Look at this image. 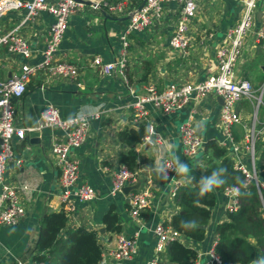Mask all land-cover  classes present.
Listing matches in <instances>:
<instances>
[{
	"label": "crops",
	"instance_id": "obj_1",
	"mask_svg": "<svg viewBox=\"0 0 264 264\" xmlns=\"http://www.w3.org/2000/svg\"><path fill=\"white\" fill-rule=\"evenodd\" d=\"M142 1L129 0L127 9L121 13L110 11L104 5L82 4L70 16L67 30L55 53L59 59L78 63L80 74L70 79L40 69L32 74L26 92L16 101L15 120L20 125H36L41 111L48 105L57 106L64 117L82 110L93 113L100 111L99 116L90 117L84 143L72 151L79 158L78 183H91L97 196L87 202H78L62 230L79 225L98 229L104 246L98 264H147L155 252V225L171 223L180 209L170 193L171 180L160 170L164 157L171 156L177 160L178 175L183 183L194 184L196 177L208 181L214 177L205 174L207 156L211 151L207 143L214 140L221 145L224 137L219 117L223 98L214 90L193 95L187 105L173 112H164L149 105V120L154 127L150 134L154 138L160 136V139L153 144L145 141L137 146L141 166L135 179L121 191L112 193V171L122 165L119 156L126 148L118 132L131 119L132 92L143 93L150 83H155L160 89L171 83H196L215 73L218 70L216 50L224 42L227 30L240 21L244 11L242 0H196L198 9L190 24V45L185 50H177L171 47L169 40L176 27L180 7L175 1L164 3L160 17L154 18L144 29L128 33L127 82L118 70L104 73L90 61L95 55H101L105 61L115 60L119 56L122 35L130 21L129 15ZM24 16V9L7 12L0 20V30L10 29ZM52 21V14L40 11L35 19L22 25L21 32L32 47L30 57L24 58L9 53L5 46L0 47V77L13 74L23 62L37 63L43 59ZM263 21L264 0H259L254 28L245 35L243 52L235 65L236 75L249 78L256 88L264 86V41L255 40L254 30ZM147 61H151L153 67L144 78L147 72L144 64ZM262 102L259 108L255 100L242 99L237 103L241 121L235 124L233 133L235 131L236 135H240L236 140L241 144V155L248 165L251 164V154L246 148V134L254 119L256 128L261 130L259 139L261 143L264 142V91ZM191 113L205 143L197 154L188 156L182 150L180 126ZM31 132L28 131L22 140L16 139V157L21 162L12 160L6 169V179L18 187L26 212L14 225L0 223V264H20V260L28 264L36 260L34 254L41 216L45 211L62 207L59 171L52 151V145L61 137L62 130L44 127L38 129L35 135H31ZM36 136L40 142L31 140ZM228 151L233 157L229 148ZM259 154L256 150V157ZM184 165L187 170L180 171ZM260 172L264 182V167ZM22 183L29 187H19ZM146 188L150 191L149 203L135 216L131 212L129 197L132 192ZM212 188L217 194V201L212 207L210 220L205 224V238L198 241L184 234L182 239L195 247L202 257L216 243L217 224L228 218L229 205L234 201L231 193L219 190L216 185ZM112 204L119 212L122 231L136 239L138 251L131 259H118L111 254L116 246L117 234L108 237L102 217ZM103 227L105 232L101 231ZM162 256L166 261L165 252Z\"/></svg>",
	"mask_w": 264,
	"mask_h": 264
},
{
	"label": "built area",
	"instance_id": "obj_2",
	"mask_svg": "<svg viewBox=\"0 0 264 264\" xmlns=\"http://www.w3.org/2000/svg\"><path fill=\"white\" fill-rule=\"evenodd\" d=\"M94 6H106L110 11L117 13L127 9L129 0H92ZM175 1L179 4V15L176 19V27L170 37L169 43L172 48L185 50L189 47L191 36L189 34L192 19L197 14L198 3L196 0H146L142 7H137L130 14L127 30L122 35V46L119 56L112 61H105L101 55H95L90 61L92 65L99 66L104 73L118 70L124 79L127 77V56L129 48L128 33L140 31L150 25L154 18L160 17L164 3ZM244 5L243 15L239 22L231 26L226 34L224 42L216 50L218 70L209 75L205 80L196 83H185L183 85L171 83L160 89L155 83L146 86L143 93H133L131 106L133 108V120L139 118L150 119V108L159 109L164 112L176 111L192 99L193 95H200L208 90H214L223 98L220 111V120L223 125L224 137L221 145L229 148L233 153L234 164L246 174L247 181L255 180L258 187L264 188V182L257 169V157L255 148L256 136L261 130L256 128V122L251 124L247 131L246 148L251 154V164L248 165L244 156L241 155V144L235 139L233 128L241 121L237 103L242 99H257L259 108L262 103L261 96H257L252 81L247 77L237 76L235 65L242 55L245 35L254 28L259 0H242ZM82 2L77 0H0V20L12 10L24 9L25 16L13 27L6 31L0 30V47L5 46L9 53L30 57L32 47L29 40L21 32L24 23L36 18L40 11H48L53 16L49 26V41L44 50L43 59L37 63L23 62L20 68L8 77H0V223L14 225L24 216L26 209L22 202L19 189L16 185L6 179V169L10 161L16 160V139L22 140L28 131L38 130L44 127H55L62 130L61 137L52 145L55 162L59 171L60 199L62 205L69 211L77 207L78 202H87L97 196L95 187L87 182L78 183L80 177L79 158L72 154L75 148L80 147L86 140L87 130L91 116H99L100 111H80L72 116L64 117L60 109L55 105H48L41 113L36 125H20L15 120L17 111L16 101L20 99L27 90V84L32 76L40 69H45L55 76L76 78L80 74V65L76 62L59 59L56 57L57 47L64 36L70 16L81 6ZM257 42L264 41V21L254 30ZM262 95V94H261ZM150 121V120H149ZM150 123V131L153 130ZM180 138L182 150L185 155L197 154L205 143L203 136L198 132L194 114L180 126ZM160 136L154 138L152 134L147 136L146 141L153 144ZM160 170L162 174L171 180V195L175 197L178 188L184 184L178 175V162L171 156H165ZM136 172L127 165L122 164L112 171V193L121 191L126 184L133 181ZM19 187L26 189L28 184L22 183ZM225 191L233 196V203L229 209L238 206L239 189L237 187H226ZM149 189L132 192L129 201L131 212L137 216L140 210L149 203ZM156 237L155 252L147 264H163L162 253L166 252L170 241L183 239L184 233L174 227L172 223H157L154 227ZM116 246L111 254L118 259H131L138 251L136 239L123 231L116 235ZM20 264H27L20 260ZM28 264H49L44 260H34ZM193 264H224L222 257L215 250V244L210 247L206 255L200 254Z\"/></svg>",
	"mask_w": 264,
	"mask_h": 264
},
{
	"label": "trees",
	"instance_id": "obj_3",
	"mask_svg": "<svg viewBox=\"0 0 264 264\" xmlns=\"http://www.w3.org/2000/svg\"><path fill=\"white\" fill-rule=\"evenodd\" d=\"M147 72L153 67L151 61L144 64ZM236 132L234 131V134ZM150 134V121L139 118L131 119L121 128L118 137L125 145L119 160L132 171L140 169L137 146L144 143ZM239 140L240 135H234ZM259 134L255 139V148L260 154L257 157V169L264 167V142ZM262 144V146H260ZM211 150L207 156V176L224 169L219 175L222 181L216 184L219 190L226 187L239 189L238 206L228 210V218L217 224L218 239L215 250L222 257L224 264H250L257 260L264 264V188L258 187L255 180L247 181L246 174L234 164L228 148L217 141L207 143ZM259 147L261 150L259 151ZM207 181L196 177L194 184H182L175 195L179 210L172 218V225L182 233L195 240L206 236L205 224L210 220L212 207L216 204L217 194L212 188L203 196L199 195L201 187ZM69 219V211L62 205L60 209L45 211L40 219V233L35 246L34 258L49 264H98L103 256V239L98 229L79 225L62 231ZM102 221L108 237L122 231L119 212L114 204L103 214ZM198 250L180 239L169 242L163 264H193L198 257Z\"/></svg>",
	"mask_w": 264,
	"mask_h": 264
},
{
	"label": "clouds",
	"instance_id": "obj_4",
	"mask_svg": "<svg viewBox=\"0 0 264 264\" xmlns=\"http://www.w3.org/2000/svg\"><path fill=\"white\" fill-rule=\"evenodd\" d=\"M187 170V166L184 165L180 168V171H186ZM224 171V169H220L217 172L213 173V177L214 178H210L203 187H201L199 195L203 196L206 192H209L212 190V187L216 184L221 183L222 181L219 179V175L220 173H222Z\"/></svg>",
	"mask_w": 264,
	"mask_h": 264
},
{
	"label": "water",
	"instance_id": "obj_5",
	"mask_svg": "<svg viewBox=\"0 0 264 264\" xmlns=\"http://www.w3.org/2000/svg\"><path fill=\"white\" fill-rule=\"evenodd\" d=\"M77 1L82 2V3H92V2H93L92 0H77ZM145 2H146V0H143V1L141 2V4L139 5V7H142V6L145 4ZM129 17H131V14L129 15ZM37 133H38V130H32V132H31L30 134H31V135H35V134H37ZM0 140H1V139H0ZM31 140H32V141H36V142H40V138H39L38 136H36V137H32ZM148 144H150V143H148ZM101 231H102V232H105V228H104V227L101 228ZM250 264H258V261H257V260H253V261H251Z\"/></svg>",
	"mask_w": 264,
	"mask_h": 264
},
{
	"label": "rangeland",
	"instance_id": "obj_6",
	"mask_svg": "<svg viewBox=\"0 0 264 264\" xmlns=\"http://www.w3.org/2000/svg\"><path fill=\"white\" fill-rule=\"evenodd\" d=\"M255 89H256V94H257V96H261V99H263V91H264V86H262V87H260V88H256V87H254ZM262 94V95H261ZM257 103V99L255 100V104ZM261 105H263V102L261 103ZM254 113H255V111H254Z\"/></svg>",
	"mask_w": 264,
	"mask_h": 264
}]
</instances>
